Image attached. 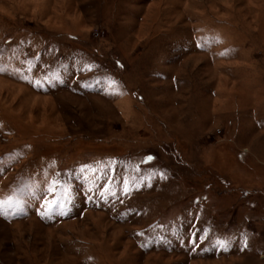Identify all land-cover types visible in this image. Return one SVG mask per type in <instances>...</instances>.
Returning a JSON list of instances; mask_svg holds the SVG:
<instances>
[{"label": "rangeland", "instance_id": "rangeland-1", "mask_svg": "<svg viewBox=\"0 0 264 264\" xmlns=\"http://www.w3.org/2000/svg\"><path fill=\"white\" fill-rule=\"evenodd\" d=\"M0 264H264V0H0Z\"/></svg>", "mask_w": 264, "mask_h": 264}]
</instances>
